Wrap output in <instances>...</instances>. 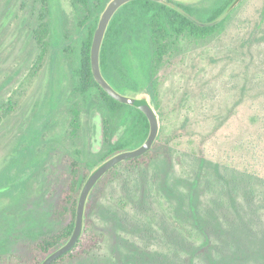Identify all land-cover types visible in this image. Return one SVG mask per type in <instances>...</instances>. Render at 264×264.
<instances>
[{"label":"rangeland","instance_id":"1","mask_svg":"<svg viewBox=\"0 0 264 264\" xmlns=\"http://www.w3.org/2000/svg\"><path fill=\"white\" fill-rule=\"evenodd\" d=\"M225 1L171 0L191 6L201 23ZM43 14L49 57L0 123V175L18 158L29 167L14 170L12 185L0 184V255L7 257L30 258L36 243L64 227L58 207L77 153L94 169L112 144L142 143L133 110L110 113L97 86L78 88L88 31L87 10L75 0H0V103L39 54ZM220 21L206 37L171 39V51L153 65L151 92L138 71V91L114 86L153 101L161 124L155 157L138 166L123 161L94 187L88 215L104 240L62 264H264V0H241ZM140 34L149 36L147 24ZM54 81L62 98L50 112ZM247 173L260 176L251 181Z\"/></svg>","mask_w":264,"mask_h":264},{"label":"trees","instance_id":"2","mask_svg":"<svg viewBox=\"0 0 264 264\" xmlns=\"http://www.w3.org/2000/svg\"><path fill=\"white\" fill-rule=\"evenodd\" d=\"M87 10L85 26L88 34L83 42L81 63L77 70L79 76V90H87L92 86H97L105 100L106 107L110 113H122L126 110H133V120L135 122L134 134L138 142H144L150 130V123L139 108L120 102L109 95L106 90L96 81L91 66V45L94 32L98 26L100 15L105 9L109 0H75ZM241 0H227L224 4L216 6L213 13L208 18L209 22L217 21L208 26H203L191 19L192 8L187 5L172 4L171 1L155 0H134L124 5L112 19L107 30L101 51V68L106 79L120 90L138 91L141 86L137 71L144 76L148 82V90H154L151 84L152 68L160 62L163 56L172 49L174 36L191 34L196 37H206L213 33L221 23L220 17L237 6ZM58 7H59V3ZM130 9V10H127ZM127 10V11H126ZM147 24L149 36L140 38V32ZM51 32V25L42 15V21L35 31V36L40 48L39 54L26 75L20 81L18 87L13 90L9 97L0 103V123L7 115L15 112L29 90L37 80L41 70L51 51L48 36ZM137 65V68H136ZM49 96L50 112L59 105L62 93L60 92L59 81L51 85ZM153 98V97H152ZM109 124V121H107ZM72 132L76 133L80 127L79 110H73ZM38 131L31 137L29 151L33 154L34 149L39 144ZM107 139L110 132H106ZM141 143V144H142ZM133 145L131 140L120 141L112 144L108 154L103 159H108L114 154L127 150ZM155 157L153 149L142 156L128 159L127 163L138 166L149 164ZM83 157L77 153L71 164V179L68 188L63 192L58 207V215L62 219H67L64 227L54 235L44 238L33 246L32 255L25 257L22 255H11L9 257L0 255V264H42L46 257L63 245L71 237L76 221L77 205L82 188L93 168L88 167L83 162ZM105 159V160H106ZM104 161V160H103ZM102 161V162H103ZM21 158L10 163L0 175V184L12 185L13 173L26 172L27 166H20ZM101 163V162H100ZM99 163V164H100ZM98 164V165H99ZM118 167V166H117ZM117 167L109 170L98 182L95 188L105 180L106 176L112 173ZM235 179L239 177V172L234 171ZM251 181H255L260 175L247 173ZM94 188V190H95ZM93 190V191H94ZM93 193V192H91ZM92 195V194H91ZM93 202L92 196L87 204L85 228L81 239L77 245L68 253L57 259L53 264H62L68 260H74L87 255L94 247L104 240V234L96 230L88 212Z\"/></svg>","mask_w":264,"mask_h":264},{"label":"water","instance_id":"3","mask_svg":"<svg viewBox=\"0 0 264 264\" xmlns=\"http://www.w3.org/2000/svg\"><path fill=\"white\" fill-rule=\"evenodd\" d=\"M131 1L134 0L108 1L105 9L102 11L100 15L98 26L94 32L93 41L91 45V66L96 81L106 90V92L109 95H111L113 98H115L120 102L133 105L145 113L150 123L149 134L145 139V141L139 146L118 152L113 156L109 157L108 159L104 160L103 162H101L93 169V171L88 176L80 194V198L77 205L75 227L71 237L67 242H65L63 245H61L52 253H50L46 257V259L42 262V264H53L57 259H59L63 255L71 251L77 245V243L82 237L85 228V218H86V211H87V204L89 201V197L91 195L92 190L101 180V178L109 170L113 169L121 162L142 156L143 154L147 153L149 150L153 149L154 144L159 136L161 124H160L159 115L156 111L153 101L149 97H146L142 94L129 95L119 91L106 79L101 68V51L110 23L114 18L115 14L124 5H126ZM155 1L164 2L165 0H155ZM190 17L196 23L203 26L212 25L217 22L214 21V22L201 23L197 21L193 16Z\"/></svg>","mask_w":264,"mask_h":264},{"label":"flooded vegetation","instance_id":"4","mask_svg":"<svg viewBox=\"0 0 264 264\" xmlns=\"http://www.w3.org/2000/svg\"><path fill=\"white\" fill-rule=\"evenodd\" d=\"M169 1H171V0H169ZM180 5V4H179ZM188 6V5H187Z\"/></svg>","mask_w":264,"mask_h":264}]
</instances>
